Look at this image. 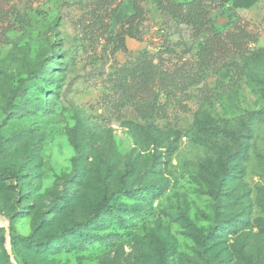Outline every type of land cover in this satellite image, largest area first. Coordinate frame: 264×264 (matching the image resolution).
<instances>
[{
  "label": "rangeland",
  "instance_id": "rangeland-1",
  "mask_svg": "<svg viewBox=\"0 0 264 264\" xmlns=\"http://www.w3.org/2000/svg\"><path fill=\"white\" fill-rule=\"evenodd\" d=\"M161 1L131 38L132 0H0L29 24L0 44V264H264V21L192 78ZM144 60L164 79L129 98Z\"/></svg>",
  "mask_w": 264,
  "mask_h": 264
},
{
  "label": "trees",
  "instance_id": "trees-1",
  "mask_svg": "<svg viewBox=\"0 0 264 264\" xmlns=\"http://www.w3.org/2000/svg\"><path fill=\"white\" fill-rule=\"evenodd\" d=\"M135 13L130 16L124 26L128 25V30L123 34L135 38L133 29L136 24L142 22L144 18V0H132ZM162 13L170 15L180 25H186L192 28V37L199 39L197 59L186 66L187 77L204 78L208 74H216L219 71L229 67L227 59L229 56L242 55L246 49L245 41L249 37L248 33L242 29H237V20L229 24L224 29H218L212 25L216 17L223 14L225 6L219 0H188L180 3L175 0H162L159 4ZM0 44L4 36L15 30L25 31L29 24L26 15L17 6H0ZM206 34V36L204 35ZM122 42L124 44L125 37ZM202 37V39H200ZM6 40V38H5ZM164 79L163 74L158 70V66L152 61H141L134 69L133 80L121 86L122 92L129 98H149L152 95V86L157 78ZM122 188L126 196L132 197L134 191L125 188V182H122ZM108 204H102L99 211H112L108 209ZM99 213V212H98ZM97 213V214H98ZM101 218V215H98ZM98 218V219H99ZM97 219V220H98Z\"/></svg>",
  "mask_w": 264,
  "mask_h": 264
},
{
  "label": "crops",
  "instance_id": "crops-1",
  "mask_svg": "<svg viewBox=\"0 0 264 264\" xmlns=\"http://www.w3.org/2000/svg\"><path fill=\"white\" fill-rule=\"evenodd\" d=\"M225 6L223 14L214 19L212 25L224 29L237 20L251 23L264 21V0H219Z\"/></svg>",
  "mask_w": 264,
  "mask_h": 264
},
{
  "label": "water",
  "instance_id": "water-1",
  "mask_svg": "<svg viewBox=\"0 0 264 264\" xmlns=\"http://www.w3.org/2000/svg\"><path fill=\"white\" fill-rule=\"evenodd\" d=\"M5 228L6 229V233H7V238H8V243L10 245V241H11V230H10V226L4 222H0V228ZM13 262L15 263V261L13 260Z\"/></svg>",
  "mask_w": 264,
  "mask_h": 264
},
{
  "label": "bare ground",
  "instance_id": "bare-ground-1",
  "mask_svg": "<svg viewBox=\"0 0 264 264\" xmlns=\"http://www.w3.org/2000/svg\"><path fill=\"white\" fill-rule=\"evenodd\" d=\"M0 222H2V220L0 219Z\"/></svg>",
  "mask_w": 264,
  "mask_h": 264
}]
</instances>
